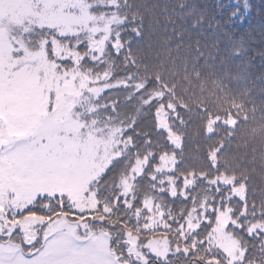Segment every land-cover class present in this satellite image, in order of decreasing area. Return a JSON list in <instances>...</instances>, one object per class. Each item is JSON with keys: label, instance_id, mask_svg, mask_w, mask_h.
Instances as JSON below:
<instances>
[{"label": "trees", "instance_id": "1", "mask_svg": "<svg viewBox=\"0 0 264 264\" xmlns=\"http://www.w3.org/2000/svg\"><path fill=\"white\" fill-rule=\"evenodd\" d=\"M88 1H97L91 11H110L121 22L103 56L91 61L88 53L81 66L106 72L109 83L119 84L114 86L117 92L138 89L131 98L117 97L114 107L122 112L120 121L106 108L114 117L111 123L120 124L122 137L128 139L114 147L120 156L94 184H110L107 194H101L107 204L117 195L131 203L130 208L117 204L113 219L122 218L132 228L137 220L142 225L138 213H145L144 203L150 199L152 212H163L162 226L149 227L144 237L159 234L173 247L181 244L180 232H193L202 219L199 212L206 210L202 203L215 196L216 190L198 179L201 173L248 180L249 202H264V0ZM82 41L80 53L87 49ZM155 92H161L160 98ZM159 106L165 110L168 129L180 138L178 148L158 127ZM208 124L211 135L206 134ZM168 154L174 163L165 173L175 180L174 195L157 182L156 166L160 156ZM138 160L143 165L136 171ZM181 174L194 184L186 186L187 199ZM119 176L130 181L125 194L117 185ZM238 186L244 192V184ZM167 260L192 264L193 257L175 252ZM149 264L163 262L150 258Z\"/></svg>", "mask_w": 264, "mask_h": 264}, {"label": "snow or ice", "instance_id": "2", "mask_svg": "<svg viewBox=\"0 0 264 264\" xmlns=\"http://www.w3.org/2000/svg\"><path fill=\"white\" fill-rule=\"evenodd\" d=\"M39 3L34 0L32 8ZM77 15L73 12L60 18L45 5L26 22L6 26L0 35V264H149V254L169 264L167 256L175 252L191 255L192 264H264V202H249L248 180L223 183L216 175L201 173L198 179L215 189V196L205 202L206 210L199 212L202 219L193 232H180L181 244L173 247L171 240L159 234L144 237L148 224L137 220L132 228L122 218L113 219L117 204L131 207L121 195L109 205L86 176L58 165L60 134L86 112L91 117L95 106L89 111V97L83 90L79 96L61 93L57 104V93L43 87L37 101H23L17 83L31 72L39 85L45 68H50L59 73V84L70 68L78 69L84 63L88 52L80 53L83 41L68 39L80 32L72 26L78 23L73 19ZM89 50L95 51L91 46ZM92 123L84 120L80 126L87 128ZM181 179L193 184L185 174ZM241 182L243 195L234 194ZM188 192L186 187L184 199ZM225 212L229 218L224 230L234 241L232 249L213 241L215 218ZM203 229L207 231L201 236Z\"/></svg>", "mask_w": 264, "mask_h": 264}, {"label": "rangeland", "instance_id": "3", "mask_svg": "<svg viewBox=\"0 0 264 264\" xmlns=\"http://www.w3.org/2000/svg\"><path fill=\"white\" fill-rule=\"evenodd\" d=\"M34 0H0V35L6 31V26L19 25L22 22H26L27 17L39 12L43 6L50 7L60 18H67L69 14L78 12V15L73 19V27H79L80 32L77 36H70L68 39L72 42L76 40H84L86 43V51L89 53L91 61L97 60L103 56V52L106 48V43L110 40V37L116 35V27L120 24L121 19L117 14L110 13V11L93 12L89 8V4H96L97 1L89 2L88 0H40V3L32 8ZM69 4H74L77 7H68ZM15 5V7H13ZM116 45V42L113 43ZM89 46L95 51H90ZM84 52V53H85ZM102 53V54H101ZM91 57H96L91 59ZM74 59H78V56L74 55ZM66 78L62 83H57L59 73H54L50 68H45L44 79L38 85L36 79L31 72L25 73L17 83V91L20 94V98L23 101L34 102L37 101L40 95V87L51 89L57 93V101L59 104L61 93H65L69 96H79L81 90H83L84 96L89 97V111L91 106H95V111H91V117L86 112L80 121H72L66 128L65 132L61 135V158L58 160V165L66 170H75L79 175H84L88 178L91 184H95V181L103 174L110 163L115 157L120 156L119 150L114 151V147L125 143L128 139L123 138L121 135L120 124H113L111 121L114 117L108 116L106 108L109 106L118 118L121 120L122 112H117L114 103L118 101L117 97L125 96L124 99L129 98L131 92L138 90H131L125 88L124 90L117 92L114 90L118 83H109L107 81V73L100 71L98 73L89 69H84L81 65L78 69L70 68L65 74ZM91 78V80H89ZM75 81V83H74ZM115 86V87H114ZM124 86L121 85V88ZM3 92V85L0 84V94ZM161 92H155L154 97L160 98ZM131 98V97H130ZM46 99V98H45ZM137 103L140 101L137 99ZM146 103V101L144 102ZM74 111H80L79 108H75ZM165 110L162 106L156 109V117L158 127L166 130L170 142L175 148L180 145V138L176 134L172 133L167 125L165 119ZM3 114L0 113V116ZM91 119L94 123L90 127H81L80 125L84 120ZM207 132H211V124L207 126ZM116 146V147H117ZM174 163L172 155L160 156L159 163L156 166L157 170V182L162 185L170 195H174L176 192V185L174 178L166 176L165 172H169ZM143 165V160L136 161L135 170L139 171ZM161 174V175H160ZM116 177V176H115ZM221 182H228L233 178H218ZM117 185L121 186L123 194H125L130 187V181L127 177L119 176ZM188 184L183 183V190ZM110 184L101 185L97 187L100 189V193L110 190L108 188ZM182 190V192H183ZM243 188L236 186L234 188V194L242 195ZM104 194V195H105ZM205 202L202 206L205 207ZM145 213H138V219L143 224H148L150 228H161L162 221L159 213H153L152 202L150 199L144 203ZM142 212V211H141ZM148 212V213H147ZM228 215L218 213L215 219V235L213 241L219 243L226 249L234 248V241L227 238L224 230V224L228 220ZM191 220L188 221V224ZM161 238V237H160ZM150 258L157 259L154 255L149 254Z\"/></svg>", "mask_w": 264, "mask_h": 264}]
</instances>
